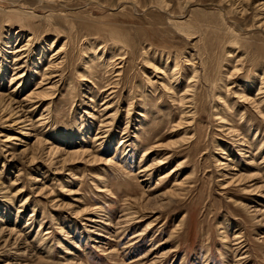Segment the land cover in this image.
<instances>
[{"label":"rangeland","instance_id":"obj_1","mask_svg":"<svg viewBox=\"0 0 264 264\" xmlns=\"http://www.w3.org/2000/svg\"><path fill=\"white\" fill-rule=\"evenodd\" d=\"M22 48L0 264H264V0H0L2 98Z\"/></svg>","mask_w":264,"mask_h":264},{"label":"bare ground","instance_id":"obj_2","mask_svg":"<svg viewBox=\"0 0 264 264\" xmlns=\"http://www.w3.org/2000/svg\"><path fill=\"white\" fill-rule=\"evenodd\" d=\"M22 51H23V48L22 49H17L15 52H14V57H15V60L13 61V65H14V72H13V76H12V79L10 80V83L12 86H13V90L9 93L8 96H5V97H1L0 96V120L4 123V122H11V124L9 125V127H13L14 129H12L13 131H16L19 127H21V129H23L25 126H29L28 125V121L27 119L23 118L22 116V111H25L24 109L25 108H28L29 105H31V107L34 106V108L37 106L38 103L40 102H44L46 101L47 104L45 105V109L43 111L44 112H48L49 109L52 107V99H50V97L54 94L53 91L54 89L57 88L58 84L60 83V80H61V75H60V71H58L57 69L58 68V64H52L49 69H47V73L42 77V81L45 82L44 85H41L42 83L39 82V85L41 86H46V88H43L39 93H35V94H32L30 97L28 98H20L19 96V89L20 87L22 86V82H23V79L27 76L26 74V71L24 70V65H22V59L25 57L24 55H21L22 54ZM62 53V49L59 50L57 52V54H60ZM123 53V52H122ZM55 54V55H57ZM53 55V56H55ZM125 55V54H124ZM56 58V57H55ZM121 58V57H120ZM60 59V58H58ZM94 61V60H93ZM97 61V60H96ZM99 62V61H98ZM25 63V62H24ZM52 63V62H51ZM61 64V62L59 63ZM53 65L55 66V68H52ZM64 65V64H62ZM61 66V65H60ZM62 67V66H61ZM62 69V68H61ZM88 69V68H87ZM124 69V68H123ZM4 70V69H3ZM57 70V71H55ZM0 72H1V69H0ZM59 73V74H57ZM119 73V72H118ZM63 77V76H62ZM115 77V76H114ZM117 77V76H116ZM56 78H59V80H55ZM52 80H55V81H52ZM65 80V79H64ZM2 81V80H1ZM38 88H42V87H38ZM191 88H193L191 86ZM264 87L261 88V90H263ZM108 91V90H107ZM192 91V90H191ZM70 92V91H69ZM21 93V91H20ZM72 93V92H70ZM112 93V92H111ZM111 93H109V95H112ZM190 93V92H189ZM188 95V93H187ZM261 95H264V92L261 93L259 92L257 94V96H261ZM191 96V95H190ZM184 97V96H183ZM186 97V96H185ZM184 97V98H185ZM188 97V96H187ZM182 99L183 101L185 99ZM181 100V101H182ZM91 101V100H90ZM194 101V100H193ZM185 102V101H184ZM183 102V103H184ZM187 103L191 104L188 108H192V100H188L186 101ZM185 102V103H186ZM107 103V102H106ZM182 103V102H181ZM182 103V104H183ZM185 105V104H184ZM183 105V107H184ZM188 106V104H187ZM31 109L29 111L32 112L33 110L35 109ZM105 109L104 110H107L110 108L109 105H107L106 107H104ZM30 109V108H29ZM189 110V109H188ZM191 112V110H190ZM225 112V111H223ZM194 113V112H193ZM192 113V114H193ZM28 114V113H27ZM191 114V115H192ZM24 115V114H23ZM43 115L40 116V118L38 119L37 121V125L39 123V125H41L42 121L44 120V117H42ZM185 116V115H184ZM194 116V115H193ZM110 117H106L104 119V121L101 123L100 125V128L99 130H104L105 133L108 132V128L111 127L110 123L112 122V120L109 119ZM191 118V117H189ZM188 118V119H189ZM192 120V119H191ZM222 123V122H221ZM228 125L227 126H230L229 123H227ZM38 125V126H39ZM15 126V127H14ZM19 126V127H18ZM43 126V125H42ZM20 129V128H19ZM18 131V130H17ZM101 132V131H100ZM26 134V133H25ZM98 134V133H97ZM96 134V135H97ZM10 138L8 135H6L5 139L3 140V142H9ZM14 140V139H12ZM53 151V150H52ZM149 154V153H148ZM170 158V157H169ZM168 159V158H167ZM163 163V162H162ZM162 163H160L159 165H161ZM159 167V166H158ZM155 169V167H151V169H148V168H145L143 171L144 172H149V170H152V169ZM178 171V169H174L173 171H171V174H175L176 172ZM159 185V184H158ZM151 230V227H147L146 231L149 232ZM47 234V233H46ZM4 236V232L0 231V238ZM142 236V235H141ZM238 237L235 235L234 236V240H236ZM143 258V257H142Z\"/></svg>","mask_w":264,"mask_h":264}]
</instances>
